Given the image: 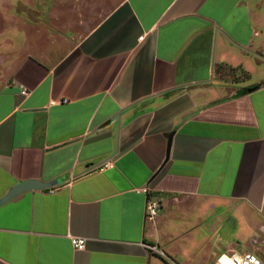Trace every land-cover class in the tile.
<instances>
[{
	"label": "crops",
	"instance_id": "obj_1",
	"mask_svg": "<svg viewBox=\"0 0 264 264\" xmlns=\"http://www.w3.org/2000/svg\"><path fill=\"white\" fill-rule=\"evenodd\" d=\"M41 1L0 74V200L54 186L0 204V264H264V0Z\"/></svg>",
	"mask_w": 264,
	"mask_h": 264
},
{
	"label": "rangeland",
	"instance_id": "obj_2",
	"mask_svg": "<svg viewBox=\"0 0 264 264\" xmlns=\"http://www.w3.org/2000/svg\"><path fill=\"white\" fill-rule=\"evenodd\" d=\"M27 2L29 3L32 1L27 0ZM44 4L45 6L47 5L46 2L41 0H35L34 6L26 4L21 0H0V74L6 72L9 76V74H11V72L13 71L12 69L14 68V66L24 57L22 54H17L16 51L12 49L13 44L9 39L10 37H12V34L13 39L15 34H17L14 28L16 26L15 19L22 20V22L19 23L28 25V20L30 18H34V16H32L33 14L37 15V13L46 11V9L49 8L45 7ZM38 19L43 20L46 23V20L43 19V17H40ZM4 76L6 78V75ZM236 221V227L234 228H230L229 225L226 226L225 222L220 223L219 221H216L217 223H219V228L216 227L218 230L215 231V245L212 244L213 247H210L208 249L210 251L209 255L214 252H219V249H226L228 246V242L233 243L235 241L234 236L237 230L239 231L243 228V223L239 220ZM205 233V230H199L195 233L193 231L191 232L192 235L177 239L175 250L177 252H180L184 256L187 255V259L189 257L201 259L202 255H206V251L201 250V248L203 247H199L200 243L197 238H201V236H203ZM195 242H198V245ZM239 246H241L240 248H243L245 251L249 250L250 248L249 245L244 242H241ZM199 264L211 263L199 262Z\"/></svg>",
	"mask_w": 264,
	"mask_h": 264
},
{
	"label": "built area",
	"instance_id": "obj_3",
	"mask_svg": "<svg viewBox=\"0 0 264 264\" xmlns=\"http://www.w3.org/2000/svg\"><path fill=\"white\" fill-rule=\"evenodd\" d=\"M21 93L23 95H27V91L22 89ZM66 103V102H64ZM143 193L147 194V190L143 189ZM160 209V203L154 201L150 202L147 207V212L145 214V220L153 221ZM71 245L75 251H82L85 248V240L84 239H77L71 238ZM152 253H156L162 258L167 259L165 254L160 251L156 246H147ZM170 264H174L170 260H168ZM212 264H263V262L259 259V257L253 253H228L219 256Z\"/></svg>",
	"mask_w": 264,
	"mask_h": 264
},
{
	"label": "water",
	"instance_id": "obj_4",
	"mask_svg": "<svg viewBox=\"0 0 264 264\" xmlns=\"http://www.w3.org/2000/svg\"><path fill=\"white\" fill-rule=\"evenodd\" d=\"M168 150H169V145L167 149V156H168ZM52 186H54V183L46 184V183H41L38 181H28V182L19 183L14 188H12L3 199L0 200V204L7 202L11 198L25 191L50 189L52 188Z\"/></svg>",
	"mask_w": 264,
	"mask_h": 264
}]
</instances>
